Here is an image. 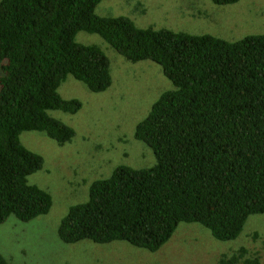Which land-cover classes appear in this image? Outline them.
Listing matches in <instances>:
<instances>
[{
	"label": "trees",
	"instance_id": "16d2710c",
	"mask_svg": "<svg viewBox=\"0 0 264 264\" xmlns=\"http://www.w3.org/2000/svg\"><path fill=\"white\" fill-rule=\"evenodd\" d=\"M102 0H0V223L49 213L52 195L29 183L44 158L20 139L44 132L63 145L73 127L51 110L75 114L64 99L69 75L95 93L113 82L111 63L81 31L103 37L127 60L159 64L174 85L152 106L135 137L150 146L149 168L118 166L90 186L59 226L66 243L126 241L151 252L181 222L200 223L221 240L236 239L249 216L264 213V34L230 42L166 28L138 27L127 16L96 13ZM230 5L240 0H212ZM241 248L218 264H260ZM0 264H11L0 254Z\"/></svg>",
	"mask_w": 264,
	"mask_h": 264
},
{
	"label": "rangeland",
	"instance_id": "374dc122",
	"mask_svg": "<svg viewBox=\"0 0 264 264\" xmlns=\"http://www.w3.org/2000/svg\"><path fill=\"white\" fill-rule=\"evenodd\" d=\"M95 11L105 17L127 16L142 28L210 34L230 42L264 34V0L230 5L212 0H102ZM77 40L104 51L111 63L112 85L95 93L69 75L60 86L64 99L83 103L75 114L49 111L75 129L70 142L61 145L40 131L21 133V142L44 158L43 168L28 177L29 183L48 191L53 205L49 213L31 221L11 215L0 223V254L11 264H218L223 256L244 248L243 259L258 257L264 264V213L249 216L241 234L228 241L215 238L200 223L181 222L155 252L126 241L60 239L63 218L72 206L89 199L94 181L110 177L118 166L143 169L157 163L152 148L137 139L135 131L161 95L175 88L159 64L129 61L99 34L81 31ZM1 70L0 64V75Z\"/></svg>",
	"mask_w": 264,
	"mask_h": 264
}]
</instances>
